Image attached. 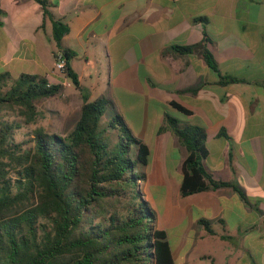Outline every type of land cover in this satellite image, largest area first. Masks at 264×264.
I'll return each instance as SVG.
<instances>
[{
	"label": "crops",
	"instance_id": "1",
	"mask_svg": "<svg viewBox=\"0 0 264 264\" xmlns=\"http://www.w3.org/2000/svg\"><path fill=\"white\" fill-rule=\"evenodd\" d=\"M4 1L0 0L3 13L8 7L30 4L34 16L0 15L5 24L0 72L12 78L38 74L49 83H61L62 90L75 89L55 69L52 25L49 20L43 23L38 3ZM50 1L54 16L69 26L61 44L75 52L70 64L80 86L96 92L95 98L114 97L117 88L121 115L134 101L136 116L145 127L149 116L158 121L154 144L166 158L159 182L176 191L171 207L181 211V221L185 219L192 232L183 234L171 249L174 261L182 256L181 263L188 264L193 248L209 242L227 246L224 264H264V0ZM204 38L216 70L204 60L201 47L176 49ZM89 98L95 99L91 94ZM166 113L182 125L205 128L206 170L216 180L234 182L245 196L230 186L181 196L186 149L171 130L159 131ZM201 218L211 222L213 234L198 222ZM190 237L192 244L185 249ZM207 255L215 260L212 252Z\"/></svg>",
	"mask_w": 264,
	"mask_h": 264
},
{
	"label": "trees",
	"instance_id": "2",
	"mask_svg": "<svg viewBox=\"0 0 264 264\" xmlns=\"http://www.w3.org/2000/svg\"><path fill=\"white\" fill-rule=\"evenodd\" d=\"M34 1L43 21L51 22L54 59L62 53L61 73L80 93V113L67 134L36 128L31 144L25 146L26 141L14 137L19 122L6 118L4 111L22 116L26 123L34 122L38 116L35 102L59 94L63 85L49 83L38 74L20 73L12 78L0 72V264H175L166 232L155 226V210L140 190L144 173L137 166L146 165L148 146L132 134L118 112L102 120L108 100L89 98L70 64L75 52L61 44L68 24L54 16L50 0ZM206 40L176 49L188 52L201 47L204 60L216 70ZM166 129L186 149L181 196L223 186L245 196L234 182L216 180L206 170L203 126L182 125L166 113L159 130ZM198 222L214 233L209 220Z\"/></svg>",
	"mask_w": 264,
	"mask_h": 264
},
{
	"label": "rangeland",
	"instance_id": "3",
	"mask_svg": "<svg viewBox=\"0 0 264 264\" xmlns=\"http://www.w3.org/2000/svg\"><path fill=\"white\" fill-rule=\"evenodd\" d=\"M6 1L7 0L3 3L5 4ZM8 13L10 14L8 15ZM7 15L8 17L13 16L14 18H22L26 15L34 16V7L30 4L18 9L8 7L7 11H5L1 17ZM1 30L5 31L4 23L0 25V46L3 44ZM38 34L39 36H42V27H40ZM47 43L48 41L45 39L44 46H47ZM40 52H42V46H40ZM85 89L91 94V98L96 97V92L92 91V93H90V88L88 87ZM114 95L115 96L111 98H109L108 95H105L108 104L102 116L104 122L107 121L115 111L120 113V96L117 88L115 89ZM130 100L133 101L132 98ZM35 103L38 110V116L34 122L26 123L22 116L11 111H4L6 112V118L19 122L20 127L16 129L14 137L16 141H26L27 143L25 146L31 144L30 139L32 132L36 128H42L47 132H54L60 135L67 134L73 128L79 117L81 97L77 89L68 87L67 89L61 90L57 95L39 99ZM127 106L128 107H126V110L124 111V114L126 115L124 120L127 126L132 134L140 138L150 150L146 165L138 164L137 166L138 172H143L146 175L140 181V190L143 194V198L146 199L150 206L155 210V226L165 230L170 248L173 249L180 242L183 234L186 233L191 236L192 232L187 231L186 220L182 219L181 221V211L175 210L171 207L172 202L174 203L173 194L176 191H174L172 186L165 187L159 182V168L162 164L165 165L166 158L162 157L163 154L162 152H159V147L154 144V132L158 121L153 116H149L145 127L144 120H141L136 116L134 101ZM123 115L121 116L123 117ZM106 137H109L110 140V134H106ZM191 244L190 237V239H188V241L186 240L184 244L185 249H189ZM185 249H183L182 252H184ZM225 251H227V246L222 247L221 245H212L209 242H204L193 248L187 261L189 262L188 264H224V260L222 259H224L223 254ZM209 252L213 253V257L215 258V260L213 259V262L211 261L212 257L207 255ZM200 253L203 254L199 255ZM181 261L182 256L176 259L175 264H182ZM250 264L254 263L252 262Z\"/></svg>",
	"mask_w": 264,
	"mask_h": 264
},
{
	"label": "built area",
	"instance_id": "4",
	"mask_svg": "<svg viewBox=\"0 0 264 264\" xmlns=\"http://www.w3.org/2000/svg\"><path fill=\"white\" fill-rule=\"evenodd\" d=\"M64 65H65V60L63 58V55L62 53L58 52L55 60V69L62 72Z\"/></svg>",
	"mask_w": 264,
	"mask_h": 264
}]
</instances>
